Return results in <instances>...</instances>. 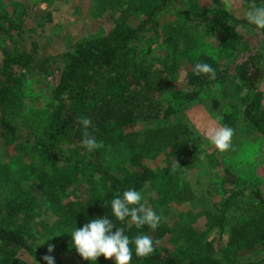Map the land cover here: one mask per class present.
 <instances>
[{"label":"trees","instance_id":"16d2710c","mask_svg":"<svg viewBox=\"0 0 264 264\" xmlns=\"http://www.w3.org/2000/svg\"><path fill=\"white\" fill-rule=\"evenodd\" d=\"M97 1L107 8H110L109 3L116 2L111 26L106 32L77 41L63 53L47 102L34 110L37 132L34 126L29 127L33 132L32 150L27 151L30 161L12 160L13 168H9L4 179L6 187L10 186L0 201V264H30L27 259L46 264L43 257L47 254L33 243L27 226V222L42 211L48 212L60 227L72 233L75 228L105 215L116 227L123 228L130 239L146 234L161 242L169 232L163 219L155 230L146 225L137 228L128 222L130 218L125 222L115 219L111 201L130 188L140 191L146 183L154 186L162 177L142 163L137 154L126 156L130 170L119 163L115 169L102 165L100 159L106 149L112 148L123 131L132 127L136 120L165 118L196 100L210 83L231 80L235 90L252 92L254 98L247 102L243 112L247 117L258 105L257 83L264 74V30L236 18L223 7L203 8L199 0H187L184 19L213 34L215 46L212 56L199 53L190 62L184 71L181 88L172 90L167 87L162 71L145 61L149 46L141 43L144 32L156 25V18L172 9V0ZM239 2L245 6L250 4V0ZM25 34L22 13L0 11V134L5 138L16 130L19 99L21 107L24 106L21 81L30 68L35 50L34 42L29 43V52L22 45ZM4 40L9 43L8 47L3 45ZM196 63L211 65L216 78L193 74L192 67ZM157 93L167 97L159 99L155 96ZM169 99L174 101V106L168 104ZM212 105L215 107L216 103L212 101ZM82 116L91 118L94 128L89 131L104 145L91 153L81 143L79 119ZM233 121L232 115L221 116L224 125ZM214 163L219 188L229 191L227 197L247 192L254 204L264 208V200L256 186L233 176L216 157ZM80 181H84L85 189L83 196L77 197L72 190ZM252 226L255 230L252 239L263 240L264 229L256 228V221ZM218 238L216 235L209 242L211 256L220 253ZM228 240L231 242L230 238ZM130 247L131 264H209L195 259L192 254L187 258L173 255L161 243L151 256L143 259L136 257L134 244ZM66 251L77 258L78 264H114L113 259L106 260L103 256L95 262L83 260L72 244ZM221 262L212 264H235L229 260ZM54 264L64 263L54 260ZM248 264H264V252L259 260Z\"/></svg>","mask_w":264,"mask_h":264},{"label":"rangeland","instance_id":"374dc122","mask_svg":"<svg viewBox=\"0 0 264 264\" xmlns=\"http://www.w3.org/2000/svg\"><path fill=\"white\" fill-rule=\"evenodd\" d=\"M98 3L97 0H0L1 12L22 13L26 29L22 45L26 51H30V42L35 44L32 63L21 81L24 106L21 107L19 99L16 130L9 138L0 134V201L10 186L6 187L4 179L9 168H13L12 160L30 161L27 151L32 150L33 132L29 127L34 126L37 132L34 110L47 102L63 53L83 38L106 32L112 24L116 2L109 3L110 8ZM250 3L264 6V0H250ZM171 4L172 9L159 15L156 25L144 32L141 43L149 46L145 61L162 71L168 88L178 90L190 62L199 53L212 56L215 36L184 19L187 0H172ZM199 5L223 7L248 22L249 6L239 0H233L231 7H226L223 0L216 4L199 0ZM1 41L0 38V44ZM3 45L8 47L9 43L5 41ZM257 91L258 105L247 117L243 112L247 102L254 98L252 92L235 90L231 80L210 83L196 100L165 118L136 120L101 157L102 165L115 169L119 163L130 170L126 156L137 154L142 163L160 174L162 180L154 186L146 183L139 192L142 202L166 222L169 232L160 243L173 255L187 258L192 254L195 259L209 264L225 260L248 264L261 258L264 239H252L255 233L252 224L256 221V228L264 229V208L254 204L247 192L227 197L229 191L219 188V175L214 167L216 157L233 176L256 186L264 200V74L257 83ZM155 96L167 97L162 93ZM168 101L174 106L173 100ZM223 114L234 118L232 124L226 125L235 130L233 148L227 152L217 151L209 139L213 129L225 126L221 122ZM202 154L204 159H201ZM84 189V181H80L72 192L80 197ZM27 226L33 243L55 261L79 263L66 251L72 244V232L60 227L48 212H39ZM216 235L221 250L211 256L209 242ZM50 245L52 252H48Z\"/></svg>","mask_w":264,"mask_h":264},{"label":"clouds","instance_id":"9594fccd","mask_svg":"<svg viewBox=\"0 0 264 264\" xmlns=\"http://www.w3.org/2000/svg\"><path fill=\"white\" fill-rule=\"evenodd\" d=\"M226 7H231L233 0H223ZM246 19L250 24L259 30H264V6H256L250 3L246 11ZM193 74L199 76L206 75L209 79L216 78V72L208 63H196L192 67ZM79 123L82 128V146L91 153L104 147L102 141L92 135L89 129L94 128L90 117H80ZM235 130L229 126H221L213 129L209 133V139L214 148L219 152H227L233 148L232 139ZM201 155V159H204ZM141 192L134 188L125 190L122 196H117L111 201V212L117 221L135 224L137 228L147 226L155 230L161 223L162 217L156 211L147 207L143 202ZM113 229L115 231L113 232ZM72 237V246L83 260L96 261L103 256L106 260L113 259L114 264H131L133 252L130 245H135V255L138 258L151 256L160 241L153 240L146 234H138L134 238H129L123 228L116 227L112 219L102 216L92 219L79 229L75 228ZM53 251V246H49L48 252ZM43 259L46 264H54V257L45 255Z\"/></svg>","mask_w":264,"mask_h":264}]
</instances>
